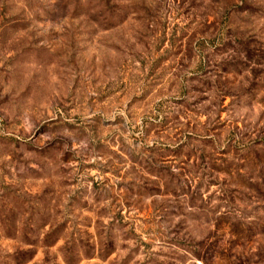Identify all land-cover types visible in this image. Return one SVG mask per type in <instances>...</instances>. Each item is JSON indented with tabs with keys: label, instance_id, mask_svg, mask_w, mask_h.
Instances as JSON below:
<instances>
[{
	"label": "rangeland",
	"instance_id": "1",
	"mask_svg": "<svg viewBox=\"0 0 264 264\" xmlns=\"http://www.w3.org/2000/svg\"><path fill=\"white\" fill-rule=\"evenodd\" d=\"M0 264H264V0H0Z\"/></svg>",
	"mask_w": 264,
	"mask_h": 264
}]
</instances>
